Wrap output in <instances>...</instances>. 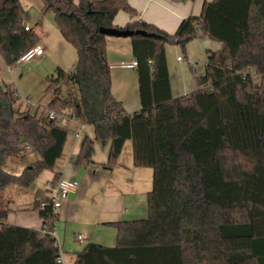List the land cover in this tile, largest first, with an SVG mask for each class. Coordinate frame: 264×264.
Instances as JSON below:
<instances>
[{"label":"trees","instance_id":"1","mask_svg":"<svg viewBox=\"0 0 264 264\" xmlns=\"http://www.w3.org/2000/svg\"><path fill=\"white\" fill-rule=\"evenodd\" d=\"M42 1V12L55 13L77 61L48 77L47 112L21 110L11 85L0 83V193L13 185L29 188L43 171L54 170L69 133L49 115L66 114L95 129L94 139L82 141L75 165L91 164L95 141L110 140L106 167L113 169L131 141L135 166L153 173L148 217L110 223L116 246L89 242L76 264H264V0L206 1L201 15L184 19L173 34L141 21L115 26L119 12L137 16L127 0H64L69 10L62 0ZM24 14L21 0L0 4V56L8 66L39 43L33 29L25 30ZM100 28L147 33L130 37L140 111L127 113L113 95ZM201 36L222 47L209 53L198 88L173 98L165 46L185 51ZM26 145L41 161L19 176L8 173V159L25 158ZM58 180L55 174L53 184ZM35 207L41 230L9 224L8 211L0 212V264H62L50 234L52 205Z\"/></svg>","mask_w":264,"mask_h":264},{"label":"crops","instance_id":"2","mask_svg":"<svg viewBox=\"0 0 264 264\" xmlns=\"http://www.w3.org/2000/svg\"><path fill=\"white\" fill-rule=\"evenodd\" d=\"M136 9L137 16L133 17L125 12H119L114 20V25L123 28L134 21L153 24L170 34L175 33L180 23L190 16H200L206 1L212 0H127ZM78 0H76V3ZM41 7V11H42ZM26 13V12H25ZM37 32L39 43L44 53L33 60L48 68L51 75L57 69L71 70L77 61L75 48L62 36L55 20L53 11L45 14L39 25L38 31L33 24L24 22ZM107 59L111 68L112 92L115 98L121 101L127 113L133 114L142 108L140 85L137 68L127 67L136 61L133 54L132 40L130 37L107 36ZM180 45L167 44L165 46L167 67L171 96L173 98L189 95L197 88V78L205 75L206 65L198 67L193 61L200 49L207 48L210 52H217L222 44L214 43L207 37L201 36L187 45L185 58L180 57ZM177 55V58H175ZM21 64V63H19ZM16 64V65H19ZM193 67V68H192ZM8 73L12 79L2 85L15 86L18 94V106L21 110L34 112H47L48 102L34 105L29 98L22 95L30 93L29 89L22 92L14 77L13 66ZM49 76V77H50ZM63 125L69 134H72L74 143L71 150H67L66 142L62 158L57 162L54 170L43 171L26 191H8L10 188L20 187L13 185L0 193L9 194L6 197L7 210L6 222L13 225L41 230L43 220L39 215L36 203L46 202L52 197L51 184L55 174L59 178L65 177L77 180L79 186L75 192L63 202L57 211V220L54 224V233L57 236L62 254L63 264H76L78 253L82 252L91 242L105 247L117 244V229L110 223L132 221L148 217V193L152 189V170L135 166L132 142L127 141L124 150L113 169L106 166L112 148V142L95 141L93 162L86 166H77L74 161L80 152L82 141L85 137L94 139L95 129L86 125L81 136L77 138L73 131L80 128L81 122L69 118L62 119ZM41 155L33 149L26 151V157H11L8 159L5 170L19 176L24 169L38 161ZM23 188V187H20ZM83 236V239H79Z\"/></svg>","mask_w":264,"mask_h":264},{"label":"rangeland","instance_id":"3","mask_svg":"<svg viewBox=\"0 0 264 264\" xmlns=\"http://www.w3.org/2000/svg\"><path fill=\"white\" fill-rule=\"evenodd\" d=\"M3 1L4 0H0V4ZM21 2L26 12L24 14V22L32 23L35 30L38 31L41 20L45 16V14L41 11V7H43L44 5L43 1L42 0H21ZM59 4L64 9L69 10L68 7L66 8L64 4V0H62L61 3ZM213 42L217 43L216 41H213ZM179 47L181 49L180 56L183 59L185 58V60L187 61L185 52L182 51L181 46ZM175 58H177V55ZM193 61H195L198 64V67L204 68V66L208 62L207 48H204L203 50L202 49L198 50L196 53V59ZM7 66L8 64H6L4 59L0 56V80L5 83H8L12 79V76L7 71ZM12 66H13L14 77H16L20 90L22 92L23 91L26 92V89H29L30 91V93L28 92V93L23 94L22 95L23 97L29 98L31 103L37 106L40 104H45L46 102L50 100L52 95L48 92V87H49L48 77L50 76L51 71L49 72L48 71L49 69L46 68L45 65H42V64L40 65L35 59L31 61L22 62L19 65L13 64ZM255 80L259 81L260 78L255 77ZM67 92H68V87L63 86L61 89L62 95L67 94ZM71 135L72 134H69L68 139H67L68 140V144H67L68 151L71 150L73 143H74V138ZM145 169H149V168H145ZM17 189H20L19 191H26L25 188H20L16 186L14 188H10L8 191H18ZM8 195L9 194H5V195L3 194V198H0V211L6 208V197ZM114 246H116V244Z\"/></svg>","mask_w":264,"mask_h":264},{"label":"built area","instance_id":"4","mask_svg":"<svg viewBox=\"0 0 264 264\" xmlns=\"http://www.w3.org/2000/svg\"><path fill=\"white\" fill-rule=\"evenodd\" d=\"M25 30L29 31L31 30V27L28 25H25ZM44 53L43 49L39 46L34 47L30 49L28 52H26L15 64H19L22 62L26 61H31L37 56H41ZM179 61H182L183 58L180 56L178 57ZM125 66L127 67H134L137 68L138 63L137 61L132 62L131 64H126ZM11 66H9V71L11 70ZM11 90L16 94V96L19 98L18 91L15 86L11 87ZM50 119H56V118H62L68 120L69 117L66 114H57L56 112H51L49 115ZM86 127L85 124L81 123L80 128L76 129L73 131L74 135L79 138L81 136L82 130ZM33 148L31 145H26L24 148V151L32 150ZM79 186V182L77 180H71L67 179L65 177L59 178L56 184H51V189H52V197L50 199V203L48 201L42 202L41 203V208H44L47 206V204L52 205V214L55 219V222L57 220V211L62 207L63 202L69 197L70 194L76 191V189ZM44 233H47L48 231H43ZM49 233V232H48ZM50 234L54 237L55 239V244L59 248L60 254L58 257V262L63 264V254L61 250V246L59 243V240L57 236L55 235L54 232H50ZM83 236H79V239H83Z\"/></svg>","mask_w":264,"mask_h":264},{"label":"water","instance_id":"5","mask_svg":"<svg viewBox=\"0 0 264 264\" xmlns=\"http://www.w3.org/2000/svg\"><path fill=\"white\" fill-rule=\"evenodd\" d=\"M99 32L106 36L113 37H132L135 34L147 35L145 31H133L129 29H118V28H100Z\"/></svg>","mask_w":264,"mask_h":264}]
</instances>
